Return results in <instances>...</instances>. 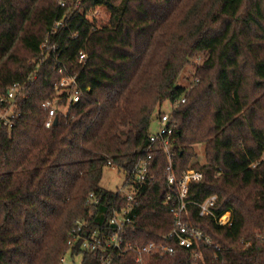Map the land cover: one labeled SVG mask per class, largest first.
<instances>
[{
	"label": "trees",
	"instance_id": "trees-1",
	"mask_svg": "<svg viewBox=\"0 0 264 264\" xmlns=\"http://www.w3.org/2000/svg\"><path fill=\"white\" fill-rule=\"evenodd\" d=\"M102 7L109 20L99 25L92 15ZM59 21L51 45L85 95L48 129L42 103L58 96L61 77L51 50L37 81L28 77ZM202 55L192 82L180 83ZM16 83L31 96L17 101L12 133L0 129V264H61L92 191L101 204L90 227L107 229L117 196L101 187L105 168L128 172L144 159L161 105L183 96L173 117L174 169L178 177L190 168L204 174L190 188L185 220L220 250L201 246L196 261L193 250L177 247L151 264H264V0H0V96ZM167 164L157 149L155 179L137 186L135 243L159 242L172 229ZM214 195V212H230L231 225L200 216L197 204Z\"/></svg>",
	"mask_w": 264,
	"mask_h": 264
},
{
	"label": "built area",
	"instance_id": "built-area-1",
	"mask_svg": "<svg viewBox=\"0 0 264 264\" xmlns=\"http://www.w3.org/2000/svg\"><path fill=\"white\" fill-rule=\"evenodd\" d=\"M61 5H64V3L62 2ZM62 24L61 21L56 22L47 32L45 40L40 46L39 59L33 72L28 77L31 84L37 81L43 61L51 50L61 77L55 84V92L58 96L42 103V110L46 115L43 125L48 129L55 126V119L59 118V115L67 118L71 106L79 104L85 95L79 85L78 76L72 74L61 63V53L58 47L51 45L54 34ZM86 59L87 55L81 53L79 62L84 63ZM193 87L194 85L188 91L192 90ZM30 96L31 93L26 90V84L23 83L14 84L4 95L0 96V129L7 127L9 133H12L15 123L21 115L17 101L25 100ZM185 101L186 96H183L181 100H166L161 105L157 117L160 122L159 131L157 134H150V144L146 151V157L130 171L125 172L127 181L122 190L115 192L117 201L110 204L111 214L108 228L105 230L91 229L90 227L94 218V211L101 204V194L95 191L89 193L87 199L89 214L77 220L74 228L69 232L67 243L71 250L69 253L73 254L77 250L78 254H83L84 260L91 262V264H125L130 260L134 264H151L152 258L156 255L161 258L175 256L177 247L193 250V259L196 261L203 258L201 250H196L201 246L220 250V247L214 244L212 238L201 228L185 220L188 206L193 204V201L188 200L190 188L204 178L202 171L193 168L188 169L181 177H178L173 165L172 142L176 129V121L173 117L175 110ZM167 103H171L173 109L163 112L162 107ZM66 107L68 111L63 113L62 109ZM157 149L165 152L167 157L165 205L172 214L173 225L168 233L160 236L161 240L159 242L141 245L132 240L140 229L136 224L137 215L135 213L140 204V190L137 186L155 179L150 175V162ZM108 166L117 167L111 162L108 163ZM254 166L256 164H253ZM216 203L217 196L214 195L207 198L203 203L197 204L200 209V216H212L220 226L231 225V213L227 212L218 216L213 210ZM64 260L65 256L62 257L61 264L64 263Z\"/></svg>",
	"mask_w": 264,
	"mask_h": 264
},
{
	"label": "rangeland",
	"instance_id": "rangeland-1",
	"mask_svg": "<svg viewBox=\"0 0 264 264\" xmlns=\"http://www.w3.org/2000/svg\"><path fill=\"white\" fill-rule=\"evenodd\" d=\"M95 18V22L99 25L106 24L109 20V13L106 8L102 7L97 10L92 15V18ZM204 61V55L198 56L192 60V64L186 68V70L182 74V78L180 80V83L187 84L193 79V75L198 70L200 66H202ZM192 82V81H191ZM173 109V106L171 103H167L162 107L163 112H168V110ZM63 113H66L68 111V108L62 109ZM160 122L159 120H154L151 127V133L157 134L159 131ZM196 149L197 155H198V161L201 165H204L206 163V157H205V146L203 144L196 145L194 147ZM261 160H264V154L261 157ZM127 181V175L124 170L118 168V167H112L108 166L104 170L103 178L101 181V187L104 190L110 191V192H117L124 188L125 183ZM242 243V240L240 241ZM63 264H84V256L83 254L73 255L71 253H67L65 255V260Z\"/></svg>",
	"mask_w": 264,
	"mask_h": 264
},
{
	"label": "water",
	"instance_id": "water-1",
	"mask_svg": "<svg viewBox=\"0 0 264 264\" xmlns=\"http://www.w3.org/2000/svg\"><path fill=\"white\" fill-rule=\"evenodd\" d=\"M154 120H157V117L154 118ZM59 123V118L55 119L54 125L56 126Z\"/></svg>",
	"mask_w": 264,
	"mask_h": 264
}]
</instances>
